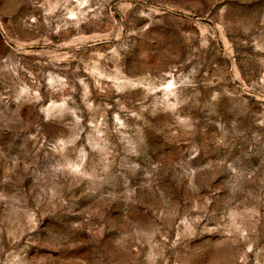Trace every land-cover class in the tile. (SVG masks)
<instances>
[{
  "label": "rangeland",
  "instance_id": "rangeland-1",
  "mask_svg": "<svg viewBox=\"0 0 264 264\" xmlns=\"http://www.w3.org/2000/svg\"><path fill=\"white\" fill-rule=\"evenodd\" d=\"M0 264H264V0H0Z\"/></svg>",
  "mask_w": 264,
  "mask_h": 264
}]
</instances>
